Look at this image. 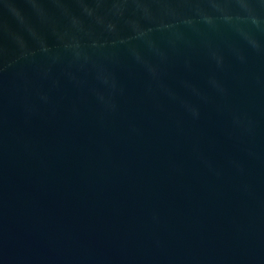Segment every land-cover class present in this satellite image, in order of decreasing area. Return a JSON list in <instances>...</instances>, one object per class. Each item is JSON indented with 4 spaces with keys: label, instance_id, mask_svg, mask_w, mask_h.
<instances>
[{
    "label": "water",
    "instance_id": "95a60500",
    "mask_svg": "<svg viewBox=\"0 0 264 264\" xmlns=\"http://www.w3.org/2000/svg\"><path fill=\"white\" fill-rule=\"evenodd\" d=\"M0 264H264V0H0Z\"/></svg>",
    "mask_w": 264,
    "mask_h": 264
}]
</instances>
